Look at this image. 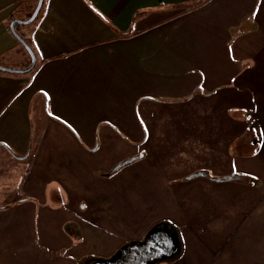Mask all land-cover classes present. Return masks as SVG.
Returning a JSON list of instances; mask_svg holds the SVG:
<instances>
[{
  "label": "crops",
  "instance_id": "obj_1",
  "mask_svg": "<svg viewBox=\"0 0 264 264\" xmlns=\"http://www.w3.org/2000/svg\"><path fill=\"white\" fill-rule=\"evenodd\" d=\"M36 3L0 0V66L29 64L10 22ZM25 25L0 264H264V0H43Z\"/></svg>",
  "mask_w": 264,
  "mask_h": 264
},
{
  "label": "water",
  "instance_id": "obj_2",
  "mask_svg": "<svg viewBox=\"0 0 264 264\" xmlns=\"http://www.w3.org/2000/svg\"><path fill=\"white\" fill-rule=\"evenodd\" d=\"M43 0H37V3L32 11V13L30 14V16L26 19L23 20H19V19H13L10 22V30L11 32L15 35V37L23 44V46L26 48V50L29 52L30 55V62L27 66L23 67V68H10V67H5V66H0V70H4V71H10V72H27L29 71L33 65L35 64V55L34 52L32 51L31 47L29 46V44L27 43V41L25 39H23L20 34L17 32L16 30V26L19 24H28L30 22H32L37 14L39 13V10L41 8ZM130 160H126L122 163H120L116 168L120 167L121 165L129 162Z\"/></svg>",
  "mask_w": 264,
  "mask_h": 264
},
{
  "label": "rangeland",
  "instance_id": "obj_3",
  "mask_svg": "<svg viewBox=\"0 0 264 264\" xmlns=\"http://www.w3.org/2000/svg\"><path fill=\"white\" fill-rule=\"evenodd\" d=\"M24 26H26V25H24ZM16 178L19 179V177H17V176H16ZM10 187L14 188V184L11 183ZM6 192H11L10 194H15L16 193V191L10 190L9 187H6V186H4L3 184L0 183V195L5 194ZM9 200L10 199H8V198H0V205H4V204H1V203H7V201H9ZM147 243L148 244L145 246V248H147L149 250V252H150L151 251V245H150L151 241L149 240ZM128 256H129L128 257L129 259H128L127 263L123 262L121 264H134V260H135V259H133L134 255L133 254H129ZM149 256H150V253H149ZM115 263L116 264H120V262L118 260L113 261L111 264H115ZM107 264H110V263H107Z\"/></svg>",
  "mask_w": 264,
  "mask_h": 264
},
{
  "label": "trees",
  "instance_id": "obj_4",
  "mask_svg": "<svg viewBox=\"0 0 264 264\" xmlns=\"http://www.w3.org/2000/svg\"><path fill=\"white\" fill-rule=\"evenodd\" d=\"M29 16H30V15H29ZM29 16H28V17H29Z\"/></svg>",
  "mask_w": 264,
  "mask_h": 264
}]
</instances>
